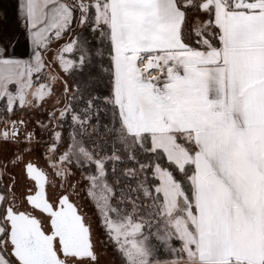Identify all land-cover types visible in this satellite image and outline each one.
I'll use <instances>...</instances> for the list:
<instances>
[{"label": "snow or ice", "instance_id": "6c2138e0", "mask_svg": "<svg viewBox=\"0 0 264 264\" xmlns=\"http://www.w3.org/2000/svg\"><path fill=\"white\" fill-rule=\"evenodd\" d=\"M0 33V264H264V0H15Z\"/></svg>", "mask_w": 264, "mask_h": 264}, {"label": "crops", "instance_id": "0c3cea01", "mask_svg": "<svg viewBox=\"0 0 264 264\" xmlns=\"http://www.w3.org/2000/svg\"><path fill=\"white\" fill-rule=\"evenodd\" d=\"M0 33L19 35L21 45L23 43V35L18 28L15 15V0H0Z\"/></svg>", "mask_w": 264, "mask_h": 264}]
</instances>
